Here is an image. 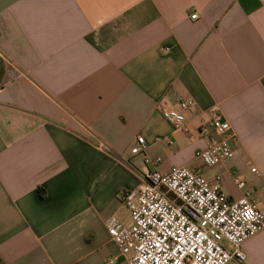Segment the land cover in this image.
Returning a JSON list of instances; mask_svg holds the SVG:
<instances>
[{"label":"crops","instance_id":"obj_1","mask_svg":"<svg viewBox=\"0 0 264 264\" xmlns=\"http://www.w3.org/2000/svg\"><path fill=\"white\" fill-rule=\"evenodd\" d=\"M179 97L189 133L162 115ZM215 109L237 140L209 166ZM174 166L264 208V0H0V264H129L106 222ZM243 248L264 264V229Z\"/></svg>","mask_w":264,"mask_h":264},{"label":"built area","instance_id":"obj_2","mask_svg":"<svg viewBox=\"0 0 264 264\" xmlns=\"http://www.w3.org/2000/svg\"><path fill=\"white\" fill-rule=\"evenodd\" d=\"M193 19L197 14H192ZM194 108L189 97H179L177 108H165L163 117L176 129L189 133L185 113ZM213 130L208 144L196 151V157L212 166L234 156L237 140L231 124L212 111L208 127ZM132 154H143L145 164L157 167L161 159L145 154L142 136L136 138ZM171 144L172 139H167ZM251 171L259 173L256 167ZM221 180V176L216 177ZM240 189L246 182L234 178ZM129 209L128 222L111 216L107 231L129 264H246L243 243L264 229V208L245 192L231 200L199 170L174 166L169 171L147 169L137 189L119 194ZM109 263H113L110 259Z\"/></svg>","mask_w":264,"mask_h":264}]
</instances>
